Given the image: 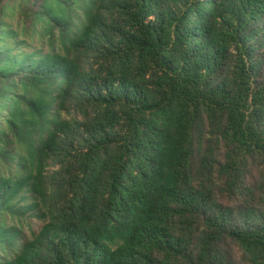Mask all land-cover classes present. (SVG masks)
<instances>
[{
  "label": "trees",
  "instance_id": "16d2710c",
  "mask_svg": "<svg viewBox=\"0 0 264 264\" xmlns=\"http://www.w3.org/2000/svg\"><path fill=\"white\" fill-rule=\"evenodd\" d=\"M0 264H264V0H0Z\"/></svg>",
  "mask_w": 264,
  "mask_h": 264
}]
</instances>
